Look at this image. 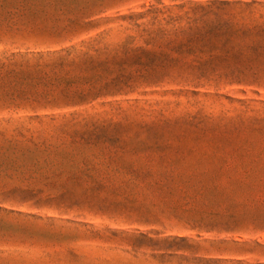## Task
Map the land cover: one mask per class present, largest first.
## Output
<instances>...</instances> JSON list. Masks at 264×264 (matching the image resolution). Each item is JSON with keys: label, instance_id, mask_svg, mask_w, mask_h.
Masks as SVG:
<instances>
[{"label": "rangeland", "instance_id": "374dc122", "mask_svg": "<svg viewBox=\"0 0 264 264\" xmlns=\"http://www.w3.org/2000/svg\"><path fill=\"white\" fill-rule=\"evenodd\" d=\"M0 264H264V0H0Z\"/></svg>", "mask_w": 264, "mask_h": 264}, {"label": "trees", "instance_id": "16d2710c", "mask_svg": "<svg viewBox=\"0 0 264 264\" xmlns=\"http://www.w3.org/2000/svg\"><path fill=\"white\" fill-rule=\"evenodd\" d=\"M200 7H204V6H200ZM150 12H152V8L149 10ZM196 37H198V35H193V36H191V38H196Z\"/></svg>", "mask_w": 264, "mask_h": 264}]
</instances>
